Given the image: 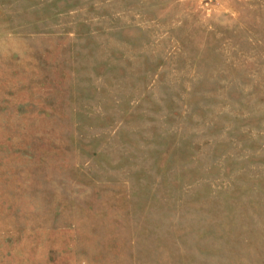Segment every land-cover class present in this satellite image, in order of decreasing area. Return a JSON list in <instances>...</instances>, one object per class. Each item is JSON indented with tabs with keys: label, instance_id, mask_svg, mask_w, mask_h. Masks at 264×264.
<instances>
[{
	"label": "rangeland",
	"instance_id": "1",
	"mask_svg": "<svg viewBox=\"0 0 264 264\" xmlns=\"http://www.w3.org/2000/svg\"><path fill=\"white\" fill-rule=\"evenodd\" d=\"M0 264H264V0H0Z\"/></svg>",
	"mask_w": 264,
	"mask_h": 264
}]
</instances>
